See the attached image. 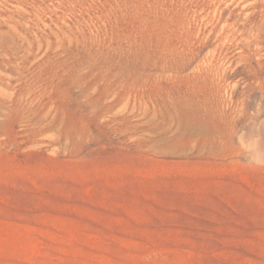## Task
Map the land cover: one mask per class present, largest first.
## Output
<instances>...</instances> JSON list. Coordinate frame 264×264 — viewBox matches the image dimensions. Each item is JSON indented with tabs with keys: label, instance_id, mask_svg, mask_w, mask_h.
Here are the masks:
<instances>
[{
	"label": "rangeland",
	"instance_id": "374dc122",
	"mask_svg": "<svg viewBox=\"0 0 264 264\" xmlns=\"http://www.w3.org/2000/svg\"><path fill=\"white\" fill-rule=\"evenodd\" d=\"M0 264H264V0H0Z\"/></svg>",
	"mask_w": 264,
	"mask_h": 264
}]
</instances>
